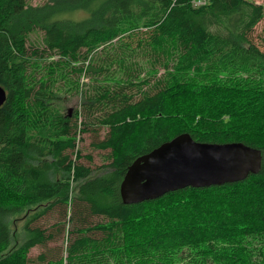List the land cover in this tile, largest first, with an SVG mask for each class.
I'll list each match as a JSON object with an SVG mask.
<instances>
[{
    "label": "trees",
    "instance_id": "1",
    "mask_svg": "<svg viewBox=\"0 0 264 264\" xmlns=\"http://www.w3.org/2000/svg\"><path fill=\"white\" fill-rule=\"evenodd\" d=\"M263 16L252 0H0V264H264ZM86 132L98 164L75 150ZM181 133L258 148L261 167L124 203L128 166ZM69 205L65 255L32 261L54 237L35 223Z\"/></svg>",
    "mask_w": 264,
    "mask_h": 264
},
{
    "label": "water",
    "instance_id": "2",
    "mask_svg": "<svg viewBox=\"0 0 264 264\" xmlns=\"http://www.w3.org/2000/svg\"><path fill=\"white\" fill-rule=\"evenodd\" d=\"M6 91L0 85V105ZM262 153L242 142H200L181 133L138 156L120 182L124 203L157 198L169 191L242 180L261 167Z\"/></svg>",
    "mask_w": 264,
    "mask_h": 264
},
{
    "label": "rangeland",
    "instance_id": "3",
    "mask_svg": "<svg viewBox=\"0 0 264 264\" xmlns=\"http://www.w3.org/2000/svg\"><path fill=\"white\" fill-rule=\"evenodd\" d=\"M48 0H27L30 5H39L43 4ZM256 3L264 4V0H252ZM77 17L82 16L81 14H76ZM252 41L264 51V16L263 18L255 25L254 29L251 32ZM28 45L34 47L42 46V32L35 31L30 33L28 36ZM84 82H87L88 78L86 76L82 77ZM82 96L81 94H74L73 96H65V100L62 105L65 108L64 110H70L71 112L76 109L81 104ZM104 135L102 130L98 137L101 138ZM93 137L90 133H84L79 142L77 143L78 150H81L82 161L86 162V156H92L94 164L102 162L101 157L99 156L98 151L94 150L91 146ZM81 159V158H80ZM77 184L73 182L72 185V195L76 191ZM72 206L60 207L56 206L43 217H41L35 225H40L42 228L46 229L48 232L54 234V237L47 242L45 246L36 245L31 248L29 251V258L34 261L36 256L42 251H58L59 254L65 255L64 247L66 245V240L71 237V232L75 227V221L72 219ZM91 222H98L102 219L96 216L91 217ZM22 237V236H21ZM19 238V236H18Z\"/></svg>",
    "mask_w": 264,
    "mask_h": 264
},
{
    "label": "built area",
    "instance_id": "4",
    "mask_svg": "<svg viewBox=\"0 0 264 264\" xmlns=\"http://www.w3.org/2000/svg\"><path fill=\"white\" fill-rule=\"evenodd\" d=\"M195 3L196 4L204 3V0H196ZM79 140H80V136H77V142H76L75 150H78L77 143L79 142Z\"/></svg>",
    "mask_w": 264,
    "mask_h": 264
}]
</instances>
